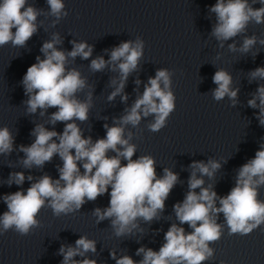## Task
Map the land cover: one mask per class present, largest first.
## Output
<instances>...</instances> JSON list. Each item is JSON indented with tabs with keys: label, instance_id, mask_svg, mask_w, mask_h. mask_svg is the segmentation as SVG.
Here are the masks:
<instances>
[{
	"label": "water",
	"instance_id": "95a60500",
	"mask_svg": "<svg viewBox=\"0 0 264 264\" xmlns=\"http://www.w3.org/2000/svg\"><path fill=\"white\" fill-rule=\"evenodd\" d=\"M28 3L40 11L37 32L24 46H14L11 42L0 46V127L7 126L15 137L13 151L0 154V216L8 210L2 199L5 194L26 191L45 174L54 180L59 178L58 168L63 162L58 155L42 168L28 169L22 163L24 153L19 151L20 145L28 146L35 140L31 133L37 124L60 133L64 129L63 122L50 123L56 108H49L43 115L39 109L34 114L27 112L24 101L28 97L21 83L27 68L36 63V57L44 58L41 48L54 34L61 40L56 45L59 50L71 51L72 41L87 42L93 48L89 59L69 58L66 65L79 70L86 79L87 86L77 93V98L84 101L91 93L88 119L76 123L84 138L90 136L93 142L105 137V124L111 127L119 123V118L142 95L149 78L158 69L169 70L170 90L176 99L165 126L153 132L149 125L154 122V115L142 116L137 126H124V138L131 133L129 143L136 147L133 160L151 156L158 178L167 168L178 175V181L157 218L150 222L138 218V227L131 234L118 237L110 219L97 222L93 215L96 208L109 206L108 193L95 201H87L78 211L67 215L56 216L45 206L36 217L39 227L27 235H20L14 228L4 231L0 226V264H61L60 247L75 246L80 236L94 240L96 251L74 257L77 261L88 258L97 264H115L113 252L117 258L127 255L140 261L143 256L136 255L137 249L159 251L165 242L164 234L172 224L183 227L186 233L192 231L187 224H180L174 205L182 202L189 191L194 161L207 163L212 159L221 164L212 177L202 179L203 187L212 185L217 195L223 197L235 186L240 167L253 159L264 145V125L257 119L259 108L248 106L258 86L264 84V80L249 77L252 70L264 67V45L259 43L264 39V24L249 23L244 33L225 41L221 47L211 35L216 15L209 9L216 0H63L68 14L59 20L50 15L47 0H28ZM249 3L254 8L262 6L253 0ZM252 35L257 37L256 45L248 53L239 51L243 39ZM137 40L143 42L137 68L129 74L123 92L109 101L108 96L115 89L111 81L115 79L119 83V70L113 71V65L109 64L103 71L93 72L91 60L103 56L107 61L113 48L122 42ZM232 43L236 51L229 50L228 45ZM217 69L228 71L232 76L230 87L239 89L234 105L227 96L220 101L212 96L216 88L212 77ZM123 95H127V101L121 99ZM115 155L109 150L108 156ZM121 163L127 161L121 158ZM80 170L82 173L83 168ZM15 172L24 173L23 185L7 183L10 173ZM29 175L32 181L27 179ZM197 176L200 177L199 172ZM195 191L199 193L200 189ZM258 199L264 201V186L258 189ZM217 223L222 226V235L209 243L213 256L202 264H264V224L248 235H229L222 213Z\"/></svg>",
	"mask_w": 264,
	"mask_h": 264
},
{
	"label": "clouds",
	"instance_id": "9594fccd",
	"mask_svg": "<svg viewBox=\"0 0 264 264\" xmlns=\"http://www.w3.org/2000/svg\"><path fill=\"white\" fill-rule=\"evenodd\" d=\"M256 2L262 6L254 8L249 0H216L210 7V12L216 15L211 35L221 47L225 41L244 33L249 23L264 24V0H253V3ZM47 4L50 15L57 20L67 16L63 0H47ZM38 15L40 11L28 0H0V46L8 42L24 46L37 32ZM59 43L61 40L55 34L50 41L44 42L41 48L44 58L36 57V63L27 68L21 83L28 97L24 101L27 112L34 114L39 109L43 115L49 108H56L51 113L50 123L63 122V132L37 124L31 133L35 140L28 146L19 147V151L24 153L23 166L28 169L33 166L42 168L54 155H58L63 162L58 168L59 178L54 180L45 174L26 191L21 189L5 194L2 199L8 210L0 216V226L4 231L14 228L20 235H27L33 228L39 227L36 217L45 206L51 208L56 216L67 215L78 211L87 201H95L98 196L108 193L109 206L96 208L93 215L97 222L110 219L116 236L131 234L138 227V218L145 222L157 218L178 181V175L165 168L164 175L158 178L151 156L133 160L136 147L129 143L131 133L127 139L124 138V126L131 124L135 127L142 116L150 114L154 115V122L149 125L151 131H159L165 126L176 99L170 90L171 73L167 69H158L155 76L149 78L142 95L119 118V123L111 127L105 124V137L93 142L90 136L84 138L76 123L88 119L91 107V93L84 101L77 98V93L87 86L86 79L82 78L79 70L66 67L69 58L74 60L79 56L89 59L93 48L87 42L72 41V50L65 52L56 47ZM256 43L255 35L246 36L239 51L248 53ZM259 43L264 45V39ZM228 47L231 51L237 50L235 43ZM142 54V41H126L111 50L109 60L106 61L103 56L91 60L90 69L93 72L103 71L109 64L113 65V71L119 70V83L115 79L111 81L115 89L108 96L109 101L123 92L125 82L129 74L136 70ZM249 77L250 80H264V67L255 68ZM212 81L216 85L212 91L213 98L220 101L227 96L234 105L239 89L230 87L231 74L225 69H217ZM121 99L127 101L128 97L123 95ZM248 106L259 108L257 119L264 125V84L258 86L252 99L248 100ZM14 142L15 137L9 128L0 127V154H10ZM109 150L116 155L108 156ZM121 158L127 163L122 165ZM220 167L221 164L212 159L207 163L194 161L191 165L189 191L182 202L174 205L176 218L181 225L187 224L191 232L186 233L183 227L172 224L164 234L165 242L159 251L138 248L136 255L143 256L140 261H134L127 255L117 258L113 252L111 257L115 264H202L213 256L209 243L219 240L222 235V226L217 223L220 213L230 230L229 235H248L264 224V201L258 199V189L264 186V145L256 151L253 159L240 167L235 186L223 197L217 195L212 185L203 187L202 179L203 176L212 177ZM27 179L32 181L33 177L29 175ZM24 181V173L15 172L10 173L7 183L20 186ZM198 188L199 193L195 191ZM95 251L96 242L87 236H80L75 246L60 247L59 254L63 256L61 264H97L93 259H74Z\"/></svg>",
	"mask_w": 264,
	"mask_h": 264
}]
</instances>
